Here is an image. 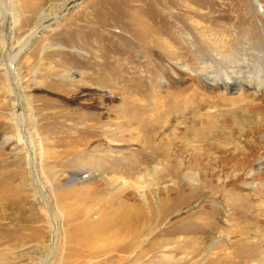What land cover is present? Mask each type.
Returning a JSON list of instances; mask_svg holds the SVG:
<instances>
[{"label": "rangeland", "instance_id": "1", "mask_svg": "<svg viewBox=\"0 0 264 264\" xmlns=\"http://www.w3.org/2000/svg\"><path fill=\"white\" fill-rule=\"evenodd\" d=\"M246 47L249 53L241 52L244 64L253 59L264 72V0H0V264H202L181 261L190 246L179 247L175 259L168 260L174 247L168 243L147 249L142 260L82 259L80 253L92 249L78 225L87 205L70 188L87 187V174L91 179L105 175L101 168L111 160L95 154L106 150L119 156L140 149L125 124L136 115L131 119L135 131L146 134L139 120L152 110H122L131 101L171 102L172 95L192 97L203 89L212 102L200 111L210 114L194 118L193 111H184L185 139L169 137L171 147L188 139L203 149L206 142L225 148L229 132L262 127L264 82L254 86L245 81L233 90L217 83L227 78V54ZM13 55L16 86L5 64ZM177 115L170 116L165 131L173 128ZM202 125L207 137L192 142ZM70 135L81 138L74 146L86 150L70 153ZM166 137L164 133L161 139ZM184 168L178 186L201 191L195 181L201 175L205 189L168 217L163 225L167 233L155 236L156 243L207 238V253L220 240L230 239L236 243L226 251L232 258L241 252L244 258L237 264H264V177H251L261 165L256 162L232 175L220 166ZM240 173L250 178L235 181L234 174ZM216 186L219 190L208 198ZM197 217L200 221L191 224ZM207 222L211 226L202 232ZM189 224L195 233L186 231ZM231 229L235 232L229 235ZM229 262L225 258L208 264Z\"/></svg>", "mask_w": 264, "mask_h": 264}, {"label": "bare ground", "instance_id": "2", "mask_svg": "<svg viewBox=\"0 0 264 264\" xmlns=\"http://www.w3.org/2000/svg\"><path fill=\"white\" fill-rule=\"evenodd\" d=\"M247 49L248 47H246L245 50L239 49L231 55L227 54L226 64L229 65V69L227 70L228 75L227 78H222L220 82H217L219 86H224L226 89L233 90L242 83L251 82L254 86H257L264 82V72L260 71L263 67L254 65L255 63L253 59L244 64L241 56L249 53ZM241 52L244 53L241 54ZM244 57L246 59L245 55ZM15 58L16 55L11 56L5 64L8 79L11 83H15L14 85L16 86L18 82L16 68L14 67ZM206 79L208 80V77H206ZM191 95L195 97H188L185 94L172 95L174 100L171 102L170 98H164L163 101H161V99L154 100L155 102L153 103H138L137 101H131L126 103L124 109H122H151L152 114H147L148 116H145L143 120L138 119L141 121V126L145 127L146 134L141 135L139 131H135V126L132 125L131 119H136V115H133L132 118L128 117L129 120L127 119V123L125 124L127 128L126 130L131 132L130 136L134 140H137L136 142L139 141V150L134 149L128 154L126 153L119 156H114L106 150L103 151L102 154H95L98 159L108 157L111 160V163L108 162L110 164L107 165L105 163L101 168V171H103L105 175L103 177L95 176V178L91 179L90 176L92 174H87L83 177V179L89 178V180H87V187L85 186L86 184H83L84 186H72V188H70L73 192L81 193V196L86 200L85 204L87 205L86 209L84 208V211L82 210L83 207L81 208L83 213L78 225L83 229L82 237L87 240V246H90L92 249L83 250L80 253L82 259L97 260L98 258L103 257L108 261H121L130 257L135 260H142L145 259L147 255V249L160 248L165 245L164 243H168L174 245L171 249L172 253L166 255L168 260H173V258L180 252L179 247L184 248L185 246L192 247V250L187 251L186 256L182 257L181 261L184 263L202 261V264H208V262L210 263L211 261L219 262L225 258H229L230 262L227 264H232L233 262L237 264L244 260L241 252H238V255L232 258V253L226 251L228 245L236 243L235 241H230V239L225 240L226 243L223 240H220L213 246L212 251L207 253L204 252V242H207V238L201 239L196 236L188 238L187 236V238L183 237L184 239L181 237H173L168 240H163L161 243H156L155 241V236L164 234V232L167 233V231H164L163 225L168 217L178 212L182 208V205L186 203L187 199L192 200V198L196 196L195 194L200 191H193L194 189L192 190L190 186L189 188L178 186L176 179L185 169L184 166H220L224 169L226 174L232 175L233 171H246L258 162L262 168L261 170L258 169V172L251 175V177L257 175L264 177V124L260 128L248 127L247 130L242 131L238 129L236 132H229V134L225 135V139L228 138L227 142L229 143L228 147L225 148H223V145H214L206 142V148L203 149L202 147H199V143L197 145H190L191 141L188 139L185 140L186 143L185 141H181V145H179L180 142L178 140V145L181 147H171L172 143H170L169 137L171 139L178 138L180 140L183 138L182 136L184 133L181 131V128L186 122V116L182 115L184 111H193L192 114L195 113V115H193L194 118H196V116L210 114L208 112L200 111L202 106L212 102L203 89L196 90ZM241 99L244 100V97ZM152 105H154V107ZM152 107L155 111H153L154 109ZM254 107L256 109H261L262 106L256 104ZM173 113H178L179 115L175 118L176 123L171 124L173 128L167 132V130L165 131V128L168 126V123H170V116ZM90 125L93 126V124ZM202 126L203 131L198 130L199 132H195L191 137L192 142L203 141L202 138L204 136L207 137V132L205 131L206 126ZM164 133H166L167 137L162 140L161 136H163ZM93 135L94 133L92 131V136ZM106 137L112 140L111 134H107ZM237 137L239 140H237ZM67 138H70V141H66L69 152L70 150L73 152L75 150L78 151L83 149L74 146L82 142L81 138L73 140L71 135ZM89 140L88 143H91L92 140ZM115 142L117 148H122V142ZM101 143L104 142L100 141V144ZM97 146H99V143H97ZM85 150L86 149L84 148L83 151ZM195 151L199 154L198 157L194 156ZM163 161L165 163H163ZM164 166H167L168 168ZM234 175L236 178L235 181L245 179L246 177L247 179L250 178L248 176L244 177V173ZM195 179V181L201 183V188L204 190L207 181L204 180L201 175L196 176ZM166 181H172V183L163 186ZM185 189H187V193H184V191H186ZM203 190L200 192H203ZM216 190H219L218 187H213L208 198H213ZM180 192L184 195L180 196ZM180 198L183 199L181 200ZM237 198H240V195H237ZM224 199L231 201L232 198L225 195ZM82 201L84 200L82 199ZM79 209L80 208L77 210ZM200 210L201 208L196 207V212ZM198 221H200V217H197L195 222L191 224H196ZM208 224L211 226V223H205L202 232H206V230L208 231ZM175 225L177 224L174 223L172 225V229H174L172 232L173 234L178 232ZM189 227L190 224L187 225L186 231ZM188 231L195 233L192 229H188ZM234 232V229L229 230V235ZM243 234H245V232H243L242 235ZM240 238V241L245 240L242 237ZM138 248L140 251L136 252V249Z\"/></svg>", "mask_w": 264, "mask_h": 264}]
</instances>
